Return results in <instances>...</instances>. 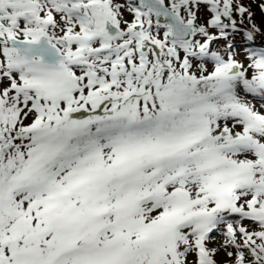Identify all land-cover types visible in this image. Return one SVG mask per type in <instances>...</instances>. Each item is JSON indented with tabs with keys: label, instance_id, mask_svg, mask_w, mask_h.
Returning <instances> with one entry per match:
<instances>
[{
	"label": "snow or ice",
	"instance_id": "snow-or-ice-1",
	"mask_svg": "<svg viewBox=\"0 0 264 264\" xmlns=\"http://www.w3.org/2000/svg\"><path fill=\"white\" fill-rule=\"evenodd\" d=\"M254 17L0 0V264H264Z\"/></svg>",
	"mask_w": 264,
	"mask_h": 264
},
{
	"label": "rangeland",
	"instance_id": "rangeland-1",
	"mask_svg": "<svg viewBox=\"0 0 264 264\" xmlns=\"http://www.w3.org/2000/svg\"><path fill=\"white\" fill-rule=\"evenodd\" d=\"M244 1H247L252 7L256 8L257 9V13H255L256 15V18L258 20L259 23H261L262 25H264V14H262L259 10V8L257 7V4L259 3V0H256V2H252V0H244ZM236 43L239 44L240 43V38H237L236 40ZM243 49H241L242 51ZM239 58H243V57H239ZM210 246H214V245H210ZM224 259V256L223 254H218L217 255V260L218 261H222Z\"/></svg>",
	"mask_w": 264,
	"mask_h": 264
},
{
	"label": "trees",
	"instance_id": "trees-1",
	"mask_svg": "<svg viewBox=\"0 0 264 264\" xmlns=\"http://www.w3.org/2000/svg\"><path fill=\"white\" fill-rule=\"evenodd\" d=\"M254 14L256 13V9H253ZM255 21L258 25H260L262 27V29H264V25H262L261 23L258 22L256 15H255ZM255 45L257 46H264V37H260L258 36L256 41H255Z\"/></svg>",
	"mask_w": 264,
	"mask_h": 264
}]
</instances>
